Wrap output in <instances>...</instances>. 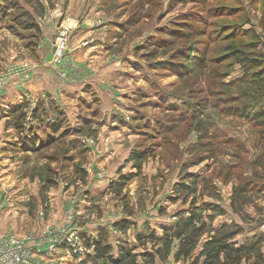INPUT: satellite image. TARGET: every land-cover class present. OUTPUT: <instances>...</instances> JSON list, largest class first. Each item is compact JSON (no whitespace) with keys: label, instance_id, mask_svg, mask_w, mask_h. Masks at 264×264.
Listing matches in <instances>:
<instances>
[{"label":"rangeland","instance_id":"obj_1","mask_svg":"<svg viewBox=\"0 0 264 264\" xmlns=\"http://www.w3.org/2000/svg\"><path fill=\"white\" fill-rule=\"evenodd\" d=\"M14 1L18 10L0 12V237L11 233L39 241L24 231L26 216L37 228L31 209L38 206L46 230L64 227L63 217L74 223L85 213L105 221L74 228L83 251L62 246L52 253L62 249L72 256L33 253L29 264H101L87 239L98 233L106 235L114 256L120 244L133 253L151 251L152 240L141 245L136 235L162 234L190 206L207 224L213 216V227L242 225L237 240L264 232V137L250 121L225 112L232 96L240 95L239 85L230 83L245 71L229 47L248 42L255 31L264 50V0H39L41 16L33 3ZM22 10L39 29L23 28L25 17H18L19 25L11 21L9 12L18 16ZM74 20L79 25L69 31L56 61V30ZM18 66L28 70V78L16 76ZM85 77L79 91L89 100L72 90ZM13 78L24 83L21 96L17 89L6 93ZM57 92L65 103L56 105L46 138L31 124L27 132L15 127L18 105L25 104V111L34 101L35 118L43 98L51 104ZM67 121L73 123L64 127ZM244 182L251 189L241 217L231 195ZM10 210L16 226L6 220ZM169 212L181 215L168 221Z\"/></svg>","mask_w":264,"mask_h":264},{"label":"trees","instance_id":"obj_2","mask_svg":"<svg viewBox=\"0 0 264 264\" xmlns=\"http://www.w3.org/2000/svg\"><path fill=\"white\" fill-rule=\"evenodd\" d=\"M2 1L0 12L9 9L18 10L14 0ZM25 2L35 5L36 14L41 16L45 12L43 3L39 0H25ZM9 13L11 21L17 25L22 24L18 18L21 16L29 20L28 26L24 24L23 28L39 29V25L29 11L22 10L18 16ZM9 27L13 26L10 24ZM258 38L255 31H252L248 42L241 43L237 47H229L230 57L242 63L245 71L239 79L230 83L239 85L240 95L232 96L233 104H228L224 110L229 115L253 123L262 139V136L264 137V50L258 48L260 43ZM25 107V104L18 105L14 111L18 117L15 127L19 131L24 129L21 122L26 117ZM250 189L251 186L244 182L234 189L231 195V207L241 217L247 201L245 193ZM208 219L209 224L197 208L190 206L186 216L163 226L162 234L158 236L151 234L149 237L136 235L138 244L141 245H144L149 238L152 240V250L140 253H133V248L128 244H120L118 254L114 256L111 254L113 246L107 241L106 235L98 233L97 238L91 242L94 255L102 260L101 264H154L156 258L162 261L170 256L175 262L187 260L188 264H264V232L258 231L251 237L237 240L235 237L244 232L242 225L231 221L213 227L211 224L213 216H208ZM138 257H141L140 262L137 261Z\"/></svg>","mask_w":264,"mask_h":264},{"label":"built area","instance_id":"obj_3","mask_svg":"<svg viewBox=\"0 0 264 264\" xmlns=\"http://www.w3.org/2000/svg\"><path fill=\"white\" fill-rule=\"evenodd\" d=\"M79 25L77 20H74L71 26L61 24L55 33V53L54 59L58 61L65 49L69 38V31L72 27ZM16 76L28 78L30 73L23 66H18L15 69ZM5 79V78H4ZM0 79V84H3ZM65 225V224H64ZM70 226V225H68ZM47 235L43 239L35 240L29 235L14 236L11 233L0 237V264H29L33 260V253L38 251V245H45V249L49 252L55 251L62 246L71 249L72 251H83L80 247L81 240L77 236L74 228L72 232H68L66 225L59 229L46 230ZM73 232L75 235H73ZM71 237V239H70Z\"/></svg>","mask_w":264,"mask_h":264},{"label":"clouds","instance_id":"obj_4","mask_svg":"<svg viewBox=\"0 0 264 264\" xmlns=\"http://www.w3.org/2000/svg\"><path fill=\"white\" fill-rule=\"evenodd\" d=\"M87 77H85L83 79V82H81L79 85L76 86V88L72 89L73 91L76 92L77 96H85L86 100L90 99V96L86 95L83 92H80L79 89L83 88L84 83L87 82ZM56 96L59 97V99L54 100L53 103H49V98L44 97L43 98V103L41 104L40 110L38 111L37 115L35 118H31V109L33 107H35V102L33 101V104L30 105L28 108L25 109L26 112L29 113V117L25 118L24 121V131L27 132L28 130V125L31 124L33 125V131H36L39 133L41 138H46L48 136V134L50 133L51 129L49 127H47V122L52 121L56 118L57 113L59 112V108L56 107V105H59L60 107L64 106L65 103V96L63 93L61 92H57L55 94ZM98 106V105H97ZM76 111H82L83 107L81 106L80 108H76ZM85 115H90L91 114V109H89L87 112L84 113ZM99 119L103 120L105 119V116L103 114L100 115ZM70 123H73L72 121H67L64 124V127H68ZM81 139H85L86 142L88 144H92L94 143V141L90 138V137H84L81 136ZM69 139H72V137H69ZM66 142V141H65ZM122 162V161H121ZM3 163H8L7 160L3 161ZM119 178V175L117 174V179ZM78 191H80L78 189ZM42 195L46 196V193H43ZM45 203L47 202L46 200L44 201ZM74 202V201H73ZM86 202V201H85ZM97 204L101 203L100 200H96L95 201ZM127 202L129 203L130 207L134 205V198L131 199H127ZM0 207H2V205H0ZM12 211V210H10ZM31 211L35 214V224L37 225V228H33L32 226V222L28 221L27 216L25 217V227H24V231L26 232H33L36 235H39L41 237V239H43V234L46 231V228L43 226V220L41 217V208L35 207L32 208ZM113 215H115L116 217L120 216L119 212H113ZM65 215H70L69 213H65ZM15 217V212L12 211V215L6 217V220H12L13 221V226H16V224L18 223V221L16 219H14ZM105 221L102 219H93L92 217H90L87 213H85L84 215H78L77 218L75 219V222L73 223L71 220L69 221H64L63 219L61 220L62 224L66 225L67 231L68 232H72L73 228H82V227H92L95 224H102ZM70 225V226H68ZM38 229V231H37ZM73 235H75V233L73 232ZM71 239V237H70Z\"/></svg>","mask_w":264,"mask_h":264},{"label":"crops","instance_id":"obj_5","mask_svg":"<svg viewBox=\"0 0 264 264\" xmlns=\"http://www.w3.org/2000/svg\"><path fill=\"white\" fill-rule=\"evenodd\" d=\"M52 18H54V16H52ZM49 29V27L47 26V30ZM44 40L45 39H47V36H45V38H43ZM44 40H43V42H44ZM12 78V77H11ZM14 80H12V81H10V79L8 80V83H7V86L9 85V87H11V90H9L8 92H6L7 94H8V96H10V94L9 93H11L12 95H13V93H15L14 92V90L15 89H17V91L18 92H20L19 94H18V96H21V93H23L24 92V90H26L25 88H24V83L20 80V78H13ZM7 86L5 87V88H7ZM34 87H36L37 86V84H34L33 85ZM160 205V204H159ZM159 205H157V207L156 208H158L159 207ZM167 205H170V206H172V204L169 202V201H167ZM180 209H184V206L183 205H181V208ZM179 215H181L179 212L177 213H173V212H169L168 213V217H167V220L169 221V220H175L177 217H179ZM64 218V217H63ZM62 218V219H63ZM166 219H165V221H167ZM179 220V219H178ZM101 225V224H100ZM85 232H87V233H90V232H96V229L95 230H88V229H85ZM97 238V236L95 235H93L91 238H88L90 241H93V240H95ZM92 239V240H91ZM43 249H45V247H44V245H38V251H35L36 253V255H38V256H40V257H46L47 255H55V254H57V255H59L60 253H62L61 251H64L65 253H64V255H70V256H72V254H69L68 253V251H65V250H62V249H60V250H57L56 252H54V253H52V252H45L44 254H43ZM41 250V251H40ZM58 251H60V252H58ZM38 252V253H37ZM81 258V257H80ZM79 258V259H80ZM78 259V260H79ZM84 259V257L82 258V261H84L83 260ZM180 261H178V262H175L174 260H173V258H172V256H170V257H168V261L166 262V264H180L179 263ZM83 264H90L88 261H84V263ZM154 264H162V262H161V260H159L158 258H156V260H155V262H154Z\"/></svg>","mask_w":264,"mask_h":264}]
</instances>
